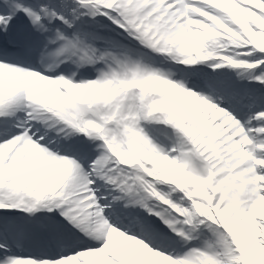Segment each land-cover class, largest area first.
Listing matches in <instances>:
<instances>
[{
	"label": "snow or ice",
	"instance_id": "1",
	"mask_svg": "<svg viewBox=\"0 0 264 264\" xmlns=\"http://www.w3.org/2000/svg\"><path fill=\"white\" fill-rule=\"evenodd\" d=\"M0 264H264V0H0Z\"/></svg>",
	"mask_w": 264,
	"mask_h": 264
}]
</instances>
